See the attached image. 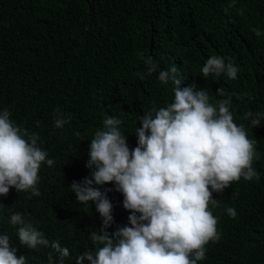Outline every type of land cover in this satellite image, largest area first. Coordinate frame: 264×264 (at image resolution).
<instances>
[{
    "label": "trees",
    "instance_id": "16d2710c",
    "mask_svg": "<svg viewBox=\"0 0 264 264\" xmlns=\"http://www.w3.org/2000/svg\"><path fill=\"white\" fill-rule=\"evenodd\" d=\"M149 55L159 70L141 81L136 73L147 72ZM212 56L238 67L237 77L204 78L201 69ZM172 66L181 87L203 89L215 106L230 99L234 123L251 128L257 156L264 153V0H0V111L7 109L14 125L38 133L40 146L55 161L41 165L40 196L14 187L0 196V226L10 229L16 255L26 249L10 224L12 212L50 242L68 247L64 264L100 247L90 236L99 232L102 217L94 202L78 203L70 185L91 176L85 166L89 145L106 117L120 118L129 149L137 146L140 116L174 101V85L158 78ZM249 111L254 116L246 119ZM57 112L71 116L63 128L54 127ZM257 114L260 126L253 128ZM94 186L110 189V236L117 227L131 226L115 182ZM238 188L253 193L244 206L229 191L215 197L221 239L205 248L201 264H264V161L259 179ZM228 208L236 210L235 218ZM39 249L27 256L29 264H49L52 249Z\"/></svg>",
    "mask_w": 264,
    "mask_h": 264
},
{
    "label": "clouds",
    "instance_id": "9594fccd",
    "mask_svg": "<svg viewBox=\"0 0 264 264\" xmlns=\"http://www.w3.org/2000/svg\"><path fill=\"white\" fill-rule=\"evenodd\" d=\"M238 13L243 15V10ZM255 34L259 36L260 31ZM144 63L147 72L136 73L141 81L159 70L150 55ZM238 71L222 57L212 56L201 74L207 79L226 73L235 79ZM158 78L163 84L174 85V101L159 109L153 106L140 116L142 127L135 131L137 146L129 149L120 118L106 117L89 145L85 166L92 170L91 176L70 185L78 203L94 202L102 217L99 232L90 236L100 247L81 253L75 264L85 260L89 264H201L208 253L205 248L221 239L215 197L229 191L244 206L253 194L238 187L259 179L264 153L257 156L251 128L234 123L231 100H220L215 106L203 89L181 87L176 66L160 70ZM217 93L223 95L222 89ZM10 116L7 109L0 111V196H7L14 187L17 192L31 190L38 197L41 165L52 167L55 161L40 146L39 134L14 125ZM253 116L251 111L245 114L246 119ZM70 121V115L57 112L54 127L63 128ZM260 122L258 114L251 119L253 128ZM110 182L123 193V207L131 212V226L117 227L111 236L106 231L114 221L113 205L107 197L110 189L101 191L94 186ZM226 211L232 218L237 216L234 208ZM10 224L17 228L16 235L26 251L19 250L16 255L17 249L10 246V229L0 226V264H29L27 256L42 252L40 247L52 249L49 264H55L53 253L59 264L70 256L68 247L58 240L50 242L21 213L12 212Z\"/></svg>",
    "mask_w": 264,
    "mask_h": 264
}]
</instances>
